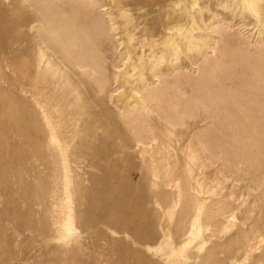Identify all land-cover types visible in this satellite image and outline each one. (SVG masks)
I'll return each mask as SVG.
<instances>
[{
	"label": "rangeland",
	"instance_id": "1",
	"mask_svg": "<svg viewBox=\"0 0 264 264\" xmlns=\"http://www.w3.org/2000/svg\"><path fill=\"white\" fill-rule=\"evenodd\" d=\"M95 1V11L101 19L107 25L113 24V28L116 26V31L113 33L110 30L108 36H102L104 39L97 44L95 42L98 45L95 47L99 53L108 56L107 61L115 59L118 65L121 64V68L117 69L107 63L111 82L106 91L119 86L114 77L123 69L119 57L129 50L123 33L127 23L140 29L157 28L168 15L177 14L182 24L195 28L198 35L210 37L208 44L212 43V46L201 45L189 53L182 47L177 50L179 60L173 62L167 55L164 63L160 62L162 71L175 62L174 70H179L178 101L179 112L183 115L179 113L178 119L180 117L182 122L190 120L188 108H192L194 99L198 98L186 77L191 76L193 83L203 82V74L198 73L203 62L200 60L202 53H214L215 45L218 47L215 53H220L222 46L227 45L225 47L231 53L264 59V21L257 20L251 11L244 9V0H171L168 11L161 5L164 0ZM155 1L158 3L156 6L147 7V2ZM36 4V0L0 3V264H264L263 154H259L261 164L254 170L250 168L251 161L239 164L241 173L243 167H247L239 177L232 170L233 162L224 164L219 160L226 155L222 149L211 146L207 159L201 145L195 143L196 136L191 140L186 135L181 140V132L188 130L185 126L177 127L176 132L170 134L164 123H158L160 121L156 120L157 115L153 111L144 114L143 118L155 121L151 123V130L158 125L156 128L165 132L161 142L166 144L159 140L158 144L163 148L157 149L163 156L152 157L151 154L127 150L117 133L126 137H132L133 133L121 123L113 104L105 109L115 113L111 114L115 120L98 118L103 109L95 106L92 114L90 107L85 109L83 98L87 94L81 89L77 92L81 98L76 104L79 107L78 121L75 126L66 125V146L63 148L67 154L81 156L82 162L80 160L77 166L72 164L74 169L71 166L69 169L67 166H55L57 169L52 165L58 160L59 152L55 147L64 142L58 140L57 145L51 140L50 143L49 139L43 142L45 133L34 130L33 121L39 122L40 129L46 123L42 122L41 115L37 114V118L31 113L33 108L37 110L49 99L34 98L31 86L21 88L19 99L16 98L14 77L18 66L24 70L28 58L23 54L16 58L7 49L8 43L14 39V29L29 36H37L45 30ZM59 4L64 5L61 1ZM185 10L189 11V16H186ZM30 22L42 28L36 25L38 30H33L30 26H22ZM229 24L237 29L230 41L222 38V28ZM213 28L218 32L213 33ZM174 36L179 46L180 30H176ZM162 38L160 35L154 37L158 43V48L154 47L157 51L164 47ZM217 41L219 44H216ZM151 48L147 45L146 53ZM55 72L59 74L56 68ZM56 80L58 82L57 77ZM94 86L96 88L97 85ZM56 90H59L58 86ZM75 95L72 93L71 97ZM46 105L38 109L48 115L52 111L50 118L53 123L69 121L68 110L63 111L55 101ZM149 124L143 125L145 129H149ZM202 124L199 123L202 130L199 138L211 134V131L204 130L205 124ZM175 139L182 141L183 147L180 143L174 144ZM188 141L191 144L186 147ZM133 152L136 154H131ZM156 159H161L166 165L161 170L163 180L172 170H175L177 178H185L190 167L200 169L210 166V173L199 192L194 190L193 185L181 183L178 179L179 185L174 187L177 196L158 201L156 172L152 171L146 177L147 166L150 165L152 170L157 165ZM41 162L52 163V168L38 166ZM219 169L223 170L224 176L218 173ZM221 181L224 182L222 186L219 185ZM45 189L54 191L45 195ZM182 190L189 193V199H179L178 192ZM166 191L165 187L163 192ZM144 196L152 199L145 204V208L141 206L144 205ZM204 205L210 208L203 211ZM223 207L225 210L219 212ZM202 222H211L213 226H202ZM130 223H135V226L128 228ZM248 239H256V243H243L242 240L246 242ZM139 244L149 247L142 249ZM196 254H201L202 258ZM195 256L197 260L193 259ZM208 259L210 262L206 261Z\"/></svg>",
	"mask_w": 264,
	"mask_h": 264
},
{
	"label": "bare ground",
	"instance_id": "2",
	"mask_svg": "<svg viewBox=\"0 0 264 264\" xmlns=\"http://www.w3.org/2000/svg\"><path fill=\"white\" fill-rule=\"evenodd\" d=\"M2 1L7 0H0V3ZM60 1L64 3L63 6L59 4ZM170 1L164 0L161 2L163 9L170 10ZM36 2L37 9L41 13L38 10L36 12L40 13V15L42 14L40 17L43 20L44 25L42 26L45 27V30L43 29L44 31L41 33L38 32L37 36H29L25 32L18 33V30L14 29V39L8 43V53H13L16 58H19L21 54L28 58L24 65L25 71L21 70V67L18 66L14 77L16 98L19 99L18 92L21 88L31 86L34 89L31 93L34 98L47 97L49 100L46 104L55 101L58 106L63 108V111H69V115L67 114L69 121L63 120L56 124L50 118L52 111L48 115L43 112L44 110L40 111L38 109L39 107L47 106L46 104L40 105L37 110L36 108L31 110V113L35 114L36 117L37 114L41 115L42 122L46 123L40 129L39 122L37 120L33 121L34 130H42L45 133L43 142L48 139L49 142L51 140L56 145L58 144V140L64 142L55 147L59 153L58 160L52 162L54 164L41 162L38 166L47 169L52 168V165L54 167L67 166L69 169L72 164L76 165L80 160L82 162L81 156L75 153L67 154L64 149L66 146V125L75 126L78 121L79 107L76 104L81 101V98L78 97L77 92L81 89L82 92L85 91L87 94L83 98V107L85 109L90 107L91 114L95 112V106L97 109L98 107L103 109L102 111L100 110L101 113H98V118L114 119L115 117L111 114L115 115V113L105 109L110 103L113 104L114 111L118 112L116 114L121 118V123H124L126 128L130 129L133 133L132 137H126L121 133H117L127 150L133 149L144 154H151L152 157H156L158 154L163 156L158 151L163 148L159 146L158 141L160 140L161 142L165 132L161 128H156L158 125L151 130V123L155 121L143 118L147 112L153 111L157 115L156 120L160 121L158 123H164L165 125H162L167 126L166 128L169 129L170 134H174L177 127L181 125L185 126L188 130L181 132V140L186 135L190 136L191 140L196 136L195 143L201 145L207 159L209 158L207 155L211 153V146L216 145V148L222 149L228 155V158L225 155V158H219V160L224 162V164L233 162L234 166L232 170L239 177L245 172L244 170H247V167L245 168L244 166L243 173H241L242 168L240 165L246 161L252 162V164L250 162L252 166L249 164L252 169L255 166H260V160L262 159H260L261 156L259 154L264 155V59L249 54L237 55L236 53H231L225 47L227 45L222 46L220 53H215L218 51V47L216 48L215 44L213 48L214 53H202L203 56H201L202 59L200 60H203V62L200 64L198 73L203 74V82L193 83L191 76L186 77L193 89V93L198 98L197 100L193 98L195 100L194 106L188 108L190 110L187 112V115H189L190 120L182 122L180 121V117L178 119L180 113V103L178 101L179 83L177 82L179 70L177 72L174 70L176 66L175 62L170 65L169 69L162 71V63L160 64V62H163L167 55L171 56L173 62L179 60L177 51L179 48L183 47L189 53L201 45H211L212 43L208 44L210 37L198 35L195 28H189L186 24H182L178 20V17H176L177 14L168 15L161 27L157 28L140 29L133 24L127 23L124 25L123 33L125 34L124 38L128 43V52L130 53H124L119 57L123 63V69L114 77L119 86L116 89L110 88L106 91L108 84L110 85L111 82L108 77L107 63L109 62L108 65L117 69L121 68V64L118 65V62L114 58V60L107 61L108 56L99 53L95 45L103 37L108 36L107 33L110 30L114 33L116 26L113 28V24L107 25L105 20L101 19L99 14L96 13L95 8L97 4L95 0H36ZM243 2L245 10L251 11L257 20L264 21V0H244ZM156 4H158L156 1L147 2V7L151 9ZM184 12H186V16L190 15L189 11L185 10ZM192 16L196 18L194 15ZM36 25L34 26L33 22H30L22 26H30V29L34 30ZM216 26L215 24V28ZM176 30H180L179 46L176 44L175 39L178 33L174 36ZM222 30V38L225 37L230 41L237 29H234L233 25L229 24L227 27L222 28ZM212 32L217 33L218 29L213 28ZM157 35L163 37L162 39L164 40V47L158 51L155 49L158 48V43L154 39ZM106 42L108 43V41ZM106 42L104 40V43ZM216 44H219V41ZM147 45L152 47L148 53H146L145 49ZM96 46L98 47V45ZM54 68L57 69L59 74L54 73ZM217 70L220 71L216 72ZM55 74H58V76ZM56 77L58 78V82ZM169 77H172V79ZM95 84L97 85L96 88ZM57 86L59 87L58 91L56 90ZM72 93H76L74 98L71 97ZM186 106H191V104ZM182 113L185 112L182 111ZM116 120L119 119L116 117ZM145 123H150L148 130L143 126ZM199 123L205 124L204 127L202 126L205 131H211L209 136L198 137L200 136V131H202ZM74 129L76 130L75 127ZM75 130L72 132L73 134ZM178 140L174 141V144H181L182 141L179 142ZM190 144L191 141H188L186 147H189ZM181 147H183L182 144ZM162 152H164V149ZM131 154H136V152ZM160 160H155L157 161V165L152 170L150 165L147 166L146 173V177L148 178L150 172H156L158 189L156 188L155 193L159 196L158 201L163 200L164 197L167 200H171L172 197L177 196L174 187L175 185H179L178 179L181 183L193 185L195 187L194 190L199 192L200 186L206 182L210 173V166L205 165L200 169L190 167L187 170L185 178L182 176L177 178L175 170H172L168 174L167 179L163 180L164 176L161 170L165 169L166 165ZM167 167L169 168L170 166ZM218 173L224 176L222 169H219ZM57 177L59 178L60 176ZM165 184L168 191L163 192ZM222 184L224 182H219V185L222 186ZM49 189H45L47 190L46 193L44 191L45 195L47 193L51 194L54 191L53 189L52 191ZM178 193V197L181 200L185 197L186 199L190 198L187 197L189 193L186 191L182 190ZM191 196L193 197L194 195L191 194ZM151 200L149 196H144L142 201L144 205L141 206L145 208V204L150 203ZM209 208L210 206L204 205L202 210L205 211ZM223 210H225V207L221 208L219 212H223ZM201 225L205 227L213 226L211 222H202ZM134 226L135 223L127 225L128 228H133ZM242 241L243 243H256V239H248L246 242ZM140 246L142 249L149 247H145L142 244ZM150 248L154 249L155 247L150 246ZM198 254L196 255L200 257L201 254ZM197 256L193 259L197 260ZM206 261H209V259ZM204 264L206 263L204 262Z\"/></svg>",
	"mask_w": 264,
	"mask_h": 264
}]
</instances>
